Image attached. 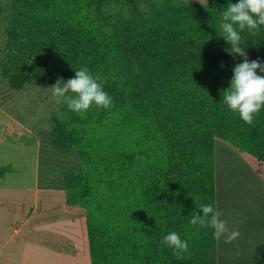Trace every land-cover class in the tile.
I'll use <instances>...</instances> for the list:
<instances>
[{"label":"trees","instance_id":"1","mask_svg":"<svg viewBox=\"0 0 264 264\" xmlns=\"http://www.w3.org/2000/svg\"><path fill=\"white\" fill-rule=\"evenodd\" d=\"M237 2H0L9 88L66 82L87 67L112 97L107 109L93 104L81 116L61 103L51 116L52 147L78 152L63 188L65 204L85 210L90 264H215L214 230L189 220L201 204L216 208V138L264 178V108L248 125L223 102L243 57L229 54L219 23ZM241 35L248 59L264 63V25ZM173 231L188 242L184 260L162 243Z\"/></svg>","mask_w":264,"mask_h":264},{"label":"rangeland","instance_id":"2","mask_svg":"<svg viewBox=\"0 0 264 264\" xmlns=\"http://www.w3.org/2000/svg\"><path fill=\"white\" fill-rule=\"evenodd\" d=\"M56 82L62 85L64 80L31 82L14 90L0 75V167L7 168L0 174V264H90L81 236L86 232L85 210L66 205L63 188L65 172L79 167L78 152L74 149L64 155L49 142L51 116L61 106L51 92ZM213 146L216 209L223 212L221 219L235 227L237 219L253 215L250 223L261 230L264 178L225 141L216 138ZM247 200H255L254 208L245 204ZM24 219L28 223L22 229V242L11 241L15 224ZM39 235L46 241L54 236L73 243V250L69 247L59 254L49 244L32 243ZM216 241L214 259L218 250L219 263L220 240Z\"/></svg>","mask_w":264,"mask_h":264},{"label":"clouds","instance_id":"3","mask_svg":"<svg viewBox=\"0 0 264 264\" xmlns=\"http://www.w3.org/2000/svg\"><path fill=\"white\" fill-rule=\"evenodd\" d=\"M264 25V0H238L228 3L221 13L219 28L221 36L231 46L229 54L243 57L242 62L235 64L233 76L229 86L223 90V102L230 111L238 113L239 117L248 125L254 123V116L264 108V63L259 58L249 60L245 47H242V33L247 30L250 35H256L259 27ZM223 67V64H221ZM51 92L58 103H64L68 109L83 116L95 104L105 109L109 108L112 97L104 90L101 77L94 76L87 67L75 71L74 78L66 82H56L51 86ZM202 214L193 212L189 223L201 228L213 229L216 240L224 239V243H231L240 235L238 230L230 229L228 222L221 219L223 212L212 204H201ZM162 243L174 249L175 258L184 260V253L188 252L187 240H182L176 232H169L162 239Z\"/></svg>","mask_w":264,"mask_h":264},{"label":"crops","instance_id":"4","mask_svg":"<svg viewBox=\"0 0 264 264\" xmlns=\"http://www.w3.org/2000/svg\"><path fill=\"white\" fill-rule=\"evenodd\" d=\"M24 131L28 133L32 132L31 129H25ZM252 201L247 200V203H245L251 209L255 206V200ZM253 217V215L249 216L248 214L245 216L244 221L237 219L235 227L233 226L234 223H228L230 229L238 230L240 235L231 243H224V239H220L219 263L217 262L218 250H216L215 264H264V222L261 225L259 224L261 229L259 230L255 224L250 223L249 219ZM27 223L28 219H24L15 224V227L9 235L11 241L14 238H18V243L22 242V229ZM81 236L82 243L86 242L87 244L86 232H82ZM32 243H39L41 246L49 244L48 246H50L51 250L53 249V251L59 254L68 251L69 247L72 251L74 246L73 243L63 241L59 238L54 239V236L48 241L44 240L41 236L39 238H32ZM82 246L85 248V244Z\"/></svg>","mask_w":264,"mask_h":264}]
</instances>
